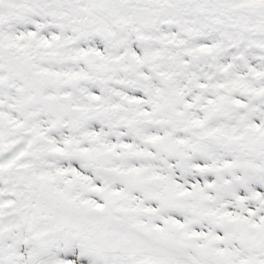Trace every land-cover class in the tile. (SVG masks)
<instances>
[{
	"label": "snow or ice",
	"instance_id": "obj_1",
	"mask_svg": "<svg viewBox=\"0 0 264 264\" xmlns=\"http://www.w3.org/2000/svg\"><path fill=\"white\" fill-rule=\"evenodd\" d=\"M0 264H264V0H0Z\"/></svg>",
	"mask_w": 264,
	"mask_h": 264
}]
</instances>
